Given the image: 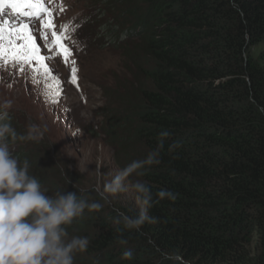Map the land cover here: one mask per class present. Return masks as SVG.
<instances>
[{"label": "trees", "instance_id": "trees-1", "mask_svg": "<svg viewBox=\"0 0 264 264\" xmlns=\"http://www.w3.org/2000/svg\"><path fill=\"white\" fill-rule=\"evenodd\" d=\"M91 5L90 27L77 35L94 49L116 51L124 64L114 84L103 86L101 120L89 133L113 148L119 170L154 150L160 162L128 179L150 187L154 220L126 229L114 219L139 213L135 194L133 201L102 200L106 181L98 186L72 168L63 144L35 116L9 109L18 133L29 123L46 129L39 142L11 145L42 186L102 204L68 226L70 235L89 239L75 264H173L165 252L188 264H264V0ZM161 189L176 198L159 199ZM126 250L132 259L123 258Z\"/></svg>", "mask_w": 264, "mask_h": 264}, {"label": "rangeland", "instance_id": "rangeland-1", "mask_svg": "<svg viewBox=\"0 0 264 264\" xmlns=\"http://www.w3.org/2000/svg\"><path fill=\"white\" fill-rule=\"evenodd\" d=\"M91 1L44 0L52 13L51 17L45 14L44 19H50L54 27L44 29L40 20L31 25L40 54L52 57L45 62L61 82L59 95L50 97L45 94L43 83H33L28 65L23 72L19 66L0 67V103L11 101L12 106L24 108L39 124L46 125L48 133L63 144L72 168L99 186L104 181L108 183L119 168L114 162L113 148L89 130L93 131L101 120L99 114L105 103L103 86L114 84V75L123 71L124 61L116 51L94 49L77 35L79 28L87 31L90 27ZM9 12L10 9H5L6 18ZM81 29L79 35L84 36L86 31L81 33ZM52 31L67 37L63 41L71 53L67 59L58 47L51 50L47 47L54 39ZM261 48L262 45L254 46L253 53L258 55ZM74 68L76 83L72 82ZM116 195L134 200L130 187Z\"/></svg>", "mask_w": 264, "mask_h": 264}, {"label": "clouds", "instance_id": "clouds-1", "mask_svg": "<svg viewBox=\"0 0 264 264\" xmlns=\"http://www.w3.org/2000/svg\"><path fill=\"white\" fill-rule=\"evenodd\" d=\"M11 101L0 103V264H75V254L85 252L89 246L86 236L70 235L68 226L82 217L85 210L98 211L102 204L89 201L76 190L49 192L41 181L30 173L28 158L14 155L11 145L15 142H39L46 131L40 125L29 123L26 132L18 133L10 123ZM168 132H162L167 137ZM162 146V142H161ZM173 145L172 147H178ZM159 150L150 152L146 158L133 160L119 170L105 184L98 195L104 201L109 195L129 190L135 194L139 213L135 216L118 212L114 223H123L126 229L139 230L145 222L154 218L148 215L154 199L150 187L143 182L126 183L138 170L158 164ZM159 199L176 198L171 190L161 189ZM121 245L127 241L120 239ZM164 259L173 264H188L179 253H162ZM133 252L126 250L123 258L132 259Z\"/></svg>", "mask_w": 264, "mask_h": 264}, {"label": "snow or ice", "instance_id": "snow-or-ice-1", "mask_svg": "<svg viewBox=\"0 0 264 264\" xmlns=\"http://www.w3.org/2000/svg\"><path fill=\"white\" fill-rule=\"evenodd\" d=\"M5 9H10L7 18L4 15ZM45 14L51 17L52 13L44 0H0V67L19 66L20 72H23L24 66L28 65L32 71L33 83H43L45 94L53 97L59 95L61 82L45 62L52 57L40 54L31 28L37 20L42 22L44 29L53 28L51 20L44 19ZM51 35L54 39L47 47L49 50L58 47L67 59L71 54L70 49L63 43L67 37L58 35L56 31H52ZM75 72L74 68L73 83H76Z\"/></svg>", "mask_w": 264, "mask_h": 264}]
</instances>
